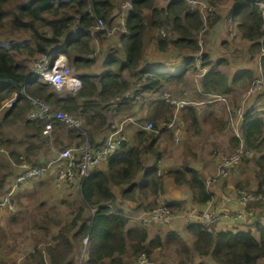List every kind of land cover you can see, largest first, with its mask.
<instances>
[{"label":"trees","instance_id":"obj_1","mask_svg":"<svg viewBox=\"0 0 264 264\" xmlns=\"http://www.w3.org/2000/svg\"><path fill=\"white\" fill-rule=\"evenodd\" d=\"M124 1L126 0H0V105L14 94H21L24 89L32 99L42 100L50 106L79 116L90 124L99 117L106 126L107 113H104L105 119L94 111L97 103L93 98L97 97L101 104L106 105L109 97L131 89L130 82L124 78V74L128 73L130 77L142 82L141 86L133 90L159 96L148 103L145 116L138 121L151 122L156 129L160 122L170 121L173 108L162 99L163 93L169 91L167 88L173 84L179 86L186 84V74L193 72L190 54L199 49L195 34L202 27L198 13L190 11L182 0L173 1L160 9L154 7V0H129L132 9L124 13L127 33L119 34L116 42L109 43H117L123 55H120L119 50L109 48L103 71L96 75L81 73L82 90L74 95L60 97L50 85L42 81L41 77H28V67L17 60L19 56L32 60L49 54L52 50H59L66 55L73 73L77 74L81 69L92 71L97 63L87 58L93 51L91 41L94 37L100 41L104 40V37L98 32L91 31L97 21L112 24L117 20ZM209 1L229 3L230 8L225 16L237 21L236 28L240 38L249 44L246 50H243L245 58L249 62L259 58L260 66L264 68L262 54L264 18L262 12L252 5L253 0ZM222 19L216 17L211 20L214 27L211 45L217 41V36L221 33L222 26L216 22H222ZM74 27L76 32L71 36L70 30ZM147 28L154 31L152 35L156 36L148 43L155 47L160 55L158 61L152 59L144 64L147 53L145 47ZM17 38L20 40H15ZM67 38L69 41H66ZM107 46L102 47L100 52ZM229 47L231 45L227 43L223 50ZM173 51L176 53L172 54ZM205 54L203 65L211 67L213 64L209 55ZM174 59L176 63L171 64ZM219 62H222V65L228 64L224 63V60ZM179 63H183L180 72L167 71V68L174 69ZM251 76L253 78L250 70H242L235 76L234 84L247 89L252 81ZM200 88L201 94L192 92L187 93L186 97L199 102L202 96H208L210 104L205 111L197 107H184L179 111L181 122L187 129H193L195 135L201 126L206 127L209 133L214 135L224 132L226 121L220 113L224 111L226 114L227 107L234 112L232 107L234 103L227 102L226 97L231 92L229 79L217 68H210L201 78ZM220 97L223 100L217 101L216 99ZM38 109L30 99L21 95L11 108L2 109L0 147L15 143L14 140L4 137L3 124L23 119L25 135L18 140L17 144L21 146L11 152V156L16 162L19 156H22L27 163L43 168L50 161L37 164V161L31 162L30 157L47 144L46 138L41 134L45 121L24 119L27 112ZM89 110L92 113L83 116ZM54 126L56 132L63 128L61 123H55ZM104 129L92 127L89 131L90 144H94ZM134 130L132 135L136 145L121 144L106 163L93 168L88 177L79 180L77 192L81 202L80 205L74 204L69 208L71 209L69 221L62 222L57 217L37 209L35 215L38 223L34 224L33 229L41 228L43 233L33 244V248L23 256V264H72L75 246L82 243L84 238H87L88 245L81 264H131L127 256L136 257L143 252L150 256L162 244L172 249L177 264H264V221H255L248 230L212 233L206 232L197 224H190L186 227V231L191 235L189 247L182 237L173 234H166L162 238L148 235L147 230L142 227L127 228L129 219L120 208L115 207V194L112 188L122 189L121 196L124 200L136 203L138 208L147 210L151 207L147 202L152 197L159 196L163 187L162 178L156 175L154 168V163L161 157L156 144L157 137L154 133L142 129ZM238 131L244 150L255 154L249 160L254 165L251 176L255 182L254 187L250 188L252 185L247 184L246 189L264 193V108L259 112L254 109L247 110ZM71 134L72 136H69ZM67 137L76 141V145L83 141L76 130L67 131ZM229 142L232 150L239 144V140L233 134ZM137 145L141 146L143 151L139 150ZM144 160L151 161L152 166L146 167ZM4 161L5 158L1 155V166ZM183 164H185L183 168L170 169L167 177L177 186L187 187L195 204L206 203L211 198V193L206 190L204 180L193 166H189L187 162ZM63 167L64 165L57 164L55 171ZM1 168L3 172L4 167ZM2 172L0 192L5 197L7 194L3 191L7 185L11 188L15 175L7 182L9 175ZM46 175L42 179L46 178ZM29 183L20 185L14 191L21 192L30 185ZM237 187L241 188L240 184ZM167 206L172 212L181 209L174 203ZM194 253L199 258L209 257L211 261L207 263L200 260L194 263ZM0 264L17 263L14 260H0Z\"/></svg>","mask_w":264,"mask_h":264},{"label":"rangeland","instance_id":"obj_2","mask_svg":"<svg viewBox=\"0 0 264 264\" xmlns=\"http://www.w3.org/2000/svg\"><path fill=\"white\" fill-rule=\"evenodd\" d=\"M203 2H207L209 0H201ZM215 4L218 6L213 15L207 16L205 20V24L202 22L201 30L195 34V37L198 41L201 42V50L204 53H207L209 55V58L212 62L211 67H206V70H210L209 68H217L221 73H223L227 79H229V87H230V94H228L227 102L234 103L232 106L234 109L238 108L240 105L241 100L243 99V95L248 89H242L236 84H234L235 76L241 72L242 70H250L253 74L252 82L253 80H258L261 77L264 78V68H261L260 61L254 60L252 62H249L245 58V54L243 50H246V48L249 46V44L242 40L240 38V34L235 28V19L227 18L225 15L227 14L230 6L229 3H218L215 1ZM154 7L156 8H162L164 7V0H154ZM216 17H222V22L218 21L216 24H221L222 30L221 33L217 36V41L212 42V36L214 34V27L211 25V20ZM117 25H119L117 23ZM149 27V26H148ZM155 33L154 31L150 30L149 28L145 31V47H146V55H145V63L148 61L154 59L158 61L159 57V51L155 49V47H152L148 42L150 40L152 41L156 36L152 35ZM165 34L164 32L162 33ZM115 39L114 42H116L117 37L113 38ZM19 41L20 39H15ZM231 45V47L226 48L223 50V48L227 45ZM225 44V45H222ZM109 48H114L119 50L120 55L122 56V52L117 45V43L109 44L105 50H102L101 52H98L99 56L98 59L100 61L98 62L99 69L95 68V73L99 74L103 71L104 62L103 61L106 56L109 53ZM176 53V51H173L172 54ZM17 60L23 64H25L29 72L33 69V62L30 59H27L25 56H19ZM161 60V59H160ZM219 60H224V63H227V65H222V62H219ZM249 62V63H246ZM176 59L172 60L171 64H175ZM183 66V64H181ZM181 70L177 71L176 73L180 72ZM200 72L196 69L193 70V72H188L186 74V84L179 86L176 84H173L172 86L168 87L169 91H166L165 93L169 94L171 98L178 102V97L180 96H187V93L195 92L196 94H201V88H200ZM124 78L130 82V88L131 90L128 91V93L131 94L132 91H134V88H138L141 86L142 82L139 81L136 78H132L129 76L128 73L124 74ZM237 82V81H236ZM239 82V80H238ZM54 91V90H53ZM58 95H65L66 93L61 90L60 92L54 91ZM122 93V92H121ZM118 93L114 96H111L107 99V101L114 99L119 94ZM127 93V94H128ZM163 93V94H165ZM66 96H69L66 94ZM156 98H159L157 94H144L141 97L140 101H136V104H133L131 102L127 103L125 109H122L121 107V113L119 112H110L107 108V103H102L98 100L97 97H94L93 100L97 103L94 111L96 113H99L101 116H104V113H107V119L109 118V124L110 127L105 131V134L108 135L112 127H115L121 123L123 124V133L124 136L127 138L128 143H131L133 145H136L133 141L134 137L132 133L135 131L134 127L132 125H129L128 122H124L128 116L134 115L139 119L143 118L145 116L148 103L152 100H155ZM209 97L208 96H202L201 102L206 101ZM222 99V97H220ZM115 100V99H114ZM120 101L125 102L126 100H122V98L119 99ZM219 100V99H216ZM185 101H190V99H186ZM193 102H198L197 100H194ZM246 107L244 109V112L250 107V108H256L258 110H261L264 108V88L259 90L257 94H255L253 97L251 96L247 102ZM1 106V105H0ZM133 106L136 107V110L133 111ZM221 108V107H220ZM128 109V110H126ZM132 110L129 112V110ZM52 112H57L58 110H54L51 108ZM92 111L89 110L87 113L83 114V116H87L88 114H91ZM222 117H224V120L226 121V124L231 119V116L226 112L222 111L220 113ZM3 116L2 109L0 110V120ZM74 118L81 119L79 116H74ZM26 118V117H25ZM106 119V117L104 116ZM82 120V119H81ZM86 124L88 126V130L90 131L92 127H97L98 129L103 130L104 127L106 129L107 124L105 126V123L102 122L101 118L97 117L95 118L91 124L83 122V124ZM5 124V125H4ZM3 124V133L5 138H9L15 141L11 142V146L7 147H0V150L3 152L0 153V156L2 155L5 158V161L2 162V166L0 164V167H4L3 172L2 168L0 169V173H4L6 175H9V179L13 177L15 174L16 168L12 164L8 162L7 155L9 156L10 152L16 151L17 147H20L21 145L17 144L18 140L22 137H24L25 133L23 131V124L20 120L14 121L11 124ZM62 129L57 131L63 134L65 137L63 139L62 135L60 134V137L58 138L56 133H53V130L50 134V137H48V144L44 147H42L38 152L35 153V155L30 157L31 162L37 161V164L45 163L50 160H52L57 152L59 150H62L64 148H72L76 146V141H73L67 137V131L70 129L67 127H64L62 125ZM239 126H236L234 130L231 129L230 126L226 125V130L222 133L212 135L209 133L208 129L204 126H201L199 129V132L195 135L194 130L187 129L184 125V137H182L180 134L178 135V141H175V137L173 136V141L171 137V132L165 131L161 135L158 141V149L161 153V156L164 159L158 158V164L159 168H163L167 166L169 169L173 168H183L185 164L184 162H187V164L190 166L193 163H203L204 167L202 169L201 175H205V169L207 168V174L213 175L216 172L217 166H218V154L223 156H229L234 153V150L231 149L229 138L231 137V134H237L239 131ZM187 130V131H186ZM73 131V130H72ZM69 136H72L69 135ZM192 154L195 155V158L192 159ZM185 155L188 157H185ZM196 155L202 156L197 158ZM254 153L248 154L244 156L237 168L231 172L230 176L227 179L224 180H218L209 187H207V190L212 192L213 198L212 202H221L224 199L230 197L232 195L235 199L238 198V193L236 191V188L238 184H240L242 192L246 194H253L249 189H246L247 184L253 185L255 182L252 179V173L254 169V165L252 161H249L254 157ZM36 156V157H35ZM185 157V158H184ZM244 160H248L247 162ZM144 163L147 164L148 162L144 160ZM58 163H53L51 165V169L48 173V176L41 180H35L30 182L21 192L13 191L10 194V201L15 204L16 207V213L13 216H8L6 214H0L2 216L0 218V260L2 261H10L14 260L17 264H23V256L30 251L33 248V244L36 243L43 233V230L40 228L38 230H34V224L38 223V218L36 217V213L38 210L40 212H45L46 214L50 216H55L62 222H67L71 219L69 217L71 209V205H80L81 198L78 192L75 189L62 186L60 188L55 186L54 182V173H55V166ZM163 171V170H162ZM163 173V172H161ZM241 174V175H240ZM163 183V180H162ZM7 184V183H6ZM5 184V185H6ZM172 188H175L174 186H171ZM186 188V187H182ZM180 189V188H179ZM115 194V201L114 205L118 208L125 209V204L127 202H122V196L121 191L122 189L119 188H112ZM187 190V189H185ZM188 191V190H187ZM4 193L9 194L10 188L8 185L5 187ZM218 192L220 193V196H218ZM189 195L191 196V191L189 192ZM2 193L0 192V199H3ZM6 196V195H4ZM190 198V197H189ZM184 199V198H183ZM126 201V200H125ZM170 200L167 202V204L173 203ZM185 201V199H184ZM190 202V201H189ZM193 202V201H192ZM163 202H159L156 204L159 205ZM262 203L264 204V198L262 199H254L247 202V205L249 207L253 206L254 204ZM136 203H132L131 210L132 212L136 211L138 207H135ZM175 204V203H174ZM223 204V202H222ZM124 206V207H123ZM189 207H192L191 205H188ZM186 208V207H185ZM178 209L177 211L173 210L172 214L173 216L179 215V219L183 222L180 223L178 226L174 227V230H168V232L171 233H179V230L182 231V238L187 242L188 247L191 244V235L188 232H185V222L180 218L182 213L187 212V209ZM213 209H215V205L213 204ZM241 209V206L238 207L237 211ZM238 215V214H237ZM236 215V218H237ZM230 217V215H229ZM245 219V218H243ZM187 225V224H186ZM231 224L232 227L225 226V229L228 231H234L238 229V227L242 226L244 230L251 229V222H248L244 220L239 226ZM236 228V229H235ZM155 229L157 230L158 236L164 237L163 234L159 231L158 226H155ZM220 229H222V226H220ZM154 236V235H150ZM86 248L87 245H84L83 243H80L75 246V251L72 255V264H81V260L86 255ZM195 254V253H194ZM128 259L131 260V264H134L136 258L132 256H127ZM150 258L154 262H166L168 264H177V258L175 256V253L172 251V249L168 246L166 247L164 244L160 248H158L156 251H153L150 255ZM200 260H203L205 262L211 261L209 257H203L199 258L196 254L194 255V263L198 262ZM211 263V262H210ZM213 263V262H212ZM214 264V263H213Z\"/></svg>","mask_w":264,"mask_h":264},{"label":"built area","instance_id":"obj_3","mask_svg":"<svg viewBox=\"0 0 264 264\" xmlns=\"http://www.w3.org/2000/svg\"><path fill=\"white\" fill-rule=\"evenodd\" d=\"M174 0H166V2H171ZM188 8L190 11L197 12L199 14L200 19L205 24V20L207 16L213 15L215 10L217 9V5L215 3L203 2L201 0H186ZM253 5L256 6L261 12L264 18V0H255ZM132 8V4L130 2H125L121 6L120 20L121 24H124L126 11H129ZM98 29L105 32L106 36H111L113 31L108 27L104 26L101 22H99ZM263 36L262 40H264V21L262 24ZM198 45L201 47V42L198 41ZM33 69L30 72V76H39L43 80V82L54 87L56 91L61 89H67L69 93H76L82 88L81 80L77 77H74L71 73V69L68 66V63L63 55H59L58 57H54L52 55H41L38 58L32 59ZM193 64L195 69H197L201 74L200 78L206 73V68L203 66V51L200 49L193 54ZM264 88V78L261 77L258 80H255L251 86L246 90L243 95V99L240 102L238 108L234 109V112L227 107V112L231 116L230 121L227 126H230L232 130L239 126L244 114L245 103L248 98L252 95L257 94L259 90ZM128 91L124 92L122 95L115 97V100L111 101V107L113 109H117L123 103H136V101L140 100V93L138 91H132L131 94ZM22 96L30 99L32 104L37 105L39 107L38 110H33L27 114V119L29 120H50L53 117L56 119L64 121L69 126L78 127V121L74 120L72 117L62 113L61 111L51 113V108L47 106L46 103L38 100H33L26 93H22ZM166 101L176 107H181L184 103H175L169 97V95H164ZM126 100L125 102L120 101L119 99ZM223 99L217 100L220 101ZM15 97L10 100L4 102L0 110L3 108H9L14 103ZM202 108H205V103H199ZM185 105L196 106L197 103L193 101L186 102ZM129 121L134 123L131 118L126 119L124 122ZM135 124V123H134ZM165 126V124H163ZM166 127L168 129H174V137L175 141H178V135L180 131L175 127V119H172ZM51 129V124L46 125L45 132L49 133ZM142 129L146 131H154L152 124H147L142 127ZM157 132V131H155ZM238 136V135H237ZM127 142L126 137L123 133V123L112 127L111 132L107 135L106 141L103 145L96 149H91L88 143H85L78 149L74 148H66L62 152H57V156L55 161H59L64 163V167L61 168L55 177V183L57 186L63 184H67L68 186L78 188V183L80 179H84L89 176L91 170L100 164L106 163L110 156L115 154L121 143ZM3 151L0 150V153ZM252 154L250 151H245L241 146L231 155L223 156L218 154V166L216 172L206 180V187H209L213 183L218 180L227 179L231 172L234 171L240 163L242 157ZM20 168L23 171V174L17 179V182L24 181L34 175L42 174L44 172L41 168H28L27 165L21 164ZM160 174V171L157 172ZM238 193L239 201L243 207L238 212V218H245V203L248 201L257 199L253 194H246L241 190L236 189ZM258 198H261L258 196ZM161 202L159 199L156 200V204ZM6 206L9 212L14 213V209L12 205L4 201L0 203V208ZM222 211V213L220 212ZM229 217V214L226 210L221 207H215L213 209L212 201L206 203L205 207L201 211H197L195 209L189 210L186 214L183 215L182 220L186 223L196 222L200 224L202 229L206 232H216L218 230V226L220 222ZM139 223L143 226H167L171 228L173 225V216L165 206V204L161 203L157 205L155 208L149 210L146 213L139 214ZM185 224V225H186ZM134 264H168V263H160L153 262L145 253H140L137 255Z\"/></svg>","mask_w":264,"mask_h":264},{"label":"clouds","instance_id":"obj_4","mask_svg":"<svg viewBox=\"0 0 264 264\" xmlns=\"http://www.w3.org/2000/svg\"><path fill=\"white\" fill-rule=\"evenodd\" d=\"M174 1H180V0H174ZM182 1H184L185 3H186V6H187V8H188V5H187V2H186V0H182ZM255 0H253L251 3H252V5H253V2H254ZM125 2H130L129 0H126V1H124V2H122V3H125ZM171 2H173V1H171ZM171 2H166V0H164V7H165V5H167V4H169V3H171ZM209 3H215V2H210V1H208ZM131 3V2H130ZM132 9V8H131ZM130 9V10H131ZM189 9V8H188ZM198 16H199V14H198ZM117 20H115V21H113L112 22V24H106V23H103L102 21H97V23L95 24V27L92 29V33L93 32H98V33H100V34H102L103 35V37H104V40H99L97 37H94L93 39H92V41H91V47H92V52L90 53V54H88L87 55V58L88 59H90V60H94V61H96V63H97V61L99 62L100 61V59H98V56H99V54H98V52H100V50H101V48L102 47H105V46H107L110 42H113V41H115V39H113V38H115V37H118V35L119 34H121V33H127V31L125 30V24H126V20H124V24L122 25L121 24V20H120V13H119V15L117 16ZM126 18V17H125ZM202 21V20H201ZM99 22H101L104 26H106V27H108L109 29H111L112 31H113V34L111 35V36H106V34H105V32L104 31H102V30H100V29H98V27H99ZM117 23L119 24V25H117ZM236 25H237V21L235 22V28H236ZM237 29V28H236ZM76 32V28L74 27V28H72L71 30H70V33H71V36L74 34ZM242 39V38H241ZM243 40V39H242ZM66 41H69V38H67V40ZM244 41H246V40H244ZM264 41V40H263ZM197 45H198V40H197ZM6 46H8V44L6 43ZM198 47H199V49L198 50H200L201 48H200V46L198 45ZM195 53V52H194ZM194 53H191L190 55H191V57H192V63H193V54ZM262 54H264V51H263V53ZM44 55H52V56H54V57H58L59 55H63L64 57H65V59H66V61H67V63H68V66L70 67V69H71V73H72V75L74 76V77H77V78H79L80 80H81V84H82V86H83V81H82V78L80 77V75H77V74H75V73H73V70H72V67H71V65L69 64V62H68V59H67V57H66V55L63 53V52H61V51H59V50H57V51H55V50H52L49 54H44ZM205 53L203 52V64L205 63ZM105 60V59H104ZM103 60V61H104ZM258 60H259V58H258ZM98 64V63H97ZM181 64H183V63H179V65H177L174 69H168L167 68V71L168 72H171V73H176L177 71H179V70H182L183 69V66H181ZM205 68L207 67V66H205V65H203ZM210 69V68H209ZM159 70H161V69H159ZM193 70H196L195 69V67H194V64H193ZM207 71H208V69H207ZM207 71H206V73H207ZM205 73V74H206ZM204 74V75H205ZM204 75H203V77H204ZM28 77H30V78H33V77H31L30 76V72H29V75H28ZM203 77H201V78H203ZM200 78V79H201ZM43 81V80H42ZM255 80H253V82H254ZM252 81H251V83H250V85H249V87L251 86V84L253 83ZM45 83V82H44ZM47 84V83H46ZM49 85V84H48ZM24 86H25V84L23 85V88H24ZM51 86V85H50ZM52 88H53V90L54 91H56L55 89H54V87L53 86H51ZM248 87V88H249ZM61 90H63L66 94H72V95H74V94H76V93H69L68 91H67V89H61ZM61 90H58L57 92H60ZM80 90H82V88L80 89ZM79 90V91H80ZM131 89H129V90H126V91H130ZM126 91H123L121 94H119V95H122L124 92H126ZM139 93H140V100H141V97H142V92L139 90L138 91ZM22 93H25L24 92V89H22V92H21V94ZM21 94H14L11 98H13V97H15V101H16V99H17V97L19 96V95H21ZM66 94L65 95H59L60 97H64V96H66ZM165 94H167V93H165ZM165 94H163V96H162V99L169 105V106H171L172 108H173V116H172V119H175V127L176 128H178L179 129V131H180V135L182 136V137H184V133H183V130H184V124L181 122V120H180V118H179V111L181 110V109H183L184 107H186V106H190V105H185V103L186 102H189V101H185L186 99H190V101H194L195 99H193V98H190V97H184V98H178L179 99V101L178 102H176V101H174L172 98H171V96L169 95V94H167V95H169V97H170V99L172 100V101H174L175 103H184L181 107H176V105L175 104H173V105H171V104H169L167 101H166V99H165V97H164V95ZM118 95V96H119ZM255 95V94H254ZM254 95H252V97L254 96ZM22 96V95H21ZM23 97H25V96H23ZM11 98H9V99H6V100H4V101H2V104L4 103V102H6V101H8V100H10ZM115 99V98H114ZM114 99H112V100H114ZM249 99V98H248ZM247 99V100H248ZM33 100H38V101H42V100H39V99H33ZM112 100H109V101H107V108H108V110L110 111V112H119L120 111V109H121V107L123 106V105H127V103H123V104H121L117 109H113L112 107H111V101ZM140 100H138V101H140ZM15 101H14V103H15ZM42 102H44V101H42ZM247 102V101H246ZM14 103L11 105V107L14 105ZM32 103V102H31ZM44 103H46V102H44ZM195 103H197V105L196 106H190V107H197V108H199L201 111H205L206 109H207V106H208V104H210V101L207 99L206 101H199V102H195ZM199 103H205V108H202V106L199 104ZM1 104V105H2ZM47 104V103H46ZM133 104H136V103H133ZM34 105V104H33ZM47 106H49L50 108H53L54 110H58V111H61L62 113H64V114H66V115H68V116H70V117H72L74 120H76V121H78V123H79V126L78 127H75V126H69L68 124H66L64 121H61V120H58V119H56V117H53L52 119H50V120H46V119H44V120H42V121H45V125H44V127H43V130H42V132H41V134H42V136L43 137H45L46 138V140H47V144H48V137H50V134H51V132H52V130H53V133H57L56 132V130H55V126H54V124L55 123H61L64 127H67V128H69L70 130H76L79 134H80V136H81V138H82V143L80 144V145H76L75 147H72V148H74V149H78V148H80L81 146H83L85 143H88V145H89V147L91 148V149H96V148H99V147H101L102 145H103V143L106 141V138H107V135H105V137H104V140L101 142V143H98V144H90V140H89V130H88V127L85 125V123L83 124V122H84V120L82 119H78V118H74L73 116H72V114H69V113H67V112H65V111H63L62 109H60V108H58V107H54V106H50L49 104H47ZM247 105H246V103H245V107H246ZM1 107V106H0ZM11 107H9V108H11ZM135 107V106H134ZM8 108V109H9ZM39 108V107H38ZM4 109V108H3ZM252 109H254L256 112H259V111H261V110H258V109H256V108H248L247 110H252ZM258 110V111H257ZM132 110L130 109L129 110V112H131ZM29 112H31V111H29ZM29 112H27L26 113V115H25V117H24V119H27V114L29 113ZM51 113H53L52 111H51ZM75 116V115H74ZM128 118H131L132 120H133V122L135 123H131V122H129V121H126V122H128L129 123V125H132L133 127H134V129H142V127L143 126H145V125H147V124H152V126H153V128H154V131H146V132H151V133H154L155 134V136L157 137V141H156V144L158 145V141H159V138L161 137V135L163 134V132H165L166 130L167 131H169V132H171V137H172V141H173V136H174V129H168L167 127H166V125L169 123V122H171L172 121V119L170 120V121H168V122H160L159 124H158V129H156L155 127H154V125H153V123H151V122H148V123H140L139 121H138V118L136 119V118H134L133 116H128ZM127 118V119H128ZM27 120H29V119H27ZM30 121H35V120H30ZM21 122L23 123L24 122V120L22 119L21 120ZM48 124H51V129L49 130V133H44L46 130H45V127H46V125H48ZM107 127H106V129H104V133H105V131L110 127V124H109V118L107 119ZM124 124V123H123ZM163 124H165V126L163 125ZM227 125V124H226ZM240 125V124H239ZM226 127V126H225ZM124 128V127H123ZM142 130H144V129H142ZM155 131H157V132H155ZM238 135V136H237ZM233 136H235L238 140H239V144H238V146L235 148V149H233L234 150V152L241 146L243 149H244V147H243V144H242V142H241V137L239 136V133H237V134H233ZM127 139V138H126ZM125 144H126V146H131V145H133V144H131V143H128V141L127 142H124ZM46 144V145H47ZM76 144V143H75ZM121 144H123V143H121ZM120 144V145H121ZM120 145H119V147H120ZM1 147H7V146H1ZM119 147H118V149H119ZM137 147H138V149L139 150H142L143 151V148L141 147V146H138L137 145ZM7 148H10V147H7ZM66 148H64V149H62V150H59V152H62L63 150H65ZM118 149L116 150V152L118 151ZM246 151V150H245ZM115 152V153H116ZM114 155V154H113ZM112 155V156H113ZM56 156H57V154L55 155V157L52 159V160H50V163L46 166V167H43V168H41V167H37V166H34V165H31V164H29V163H27L25 160H24V157H22V156H19V158H18V162H16L14 159H13V157L11 156V152H10V154H9V156L7 155V159H8V162L10 163V164H12L13 166H15V168H16V171H15V178L13 179V181H12V185H11V188H10V192H9V194H7L3 199H0V203H2V202H4V201H7V202H9L11 205H12V207H13V209H14V213H11V212H9V210H8V208L6 207V206H4V207H1L0 208V214H6V215H8V216H13V215H15V213H16V207H15V204L13 203V202H11L10 201V194L15 190V189H17L20 185H22V184H25V183H27V182H32V181H35V180H41L43 177H44V175L45 174H47L46 175V177L48 176V173H49V171H50V169H51V165L53 164V163H58V164H61V165H64V163H61V162H59V161H55V158H56ZM161 159H164L162 156L160 157ZM243 158V157H242ZM241 158V159H242ZM158 161L159 160H156V162L154 163V168H155V172H156V175L158 176V177H160V178H162V180H163V177H167V173H168V171L170 170L167 166H165V167H163V168H159V164H158ZM241 161V160H240ZM21 164H25V165H27L28 166V168H41V169H43L44 170V172L42 173V174H38V175H34V176H32V177H30V178H28V179H26V180H24V181H20V182H17V179L23 174V171H22V169L20 168V165ZM144 164V163H143ZM146 166V165H145ZM146 167H148V166H146ZM61 169V168H60ZM59 169V170H60ZM59 170H57V171H55V173L53 174L54 175V177H53V179H54V182H55V177H56V174H57V172L59 171ZM163 170V171H162ZM158 171H160V174L158 175L157 174V172ZM161 172H163V173H161ZM209 177V175L208 176H206L205 178H204V184H205V188H206V190H207V187H206V180H207V178ZM55 186L56 187H58V188H60V187H62V186H65V187H69V188H72V189H75L76 191H77V189L78 188H74V187H71V186H68L67 184H61V185H59V186H57L56 185V183H55ZM236 189H238V190H241L242 191V189L240 188V187H237ZM208 191V190H207ZM208 192H210V191H208ZM252 193H253V195L254 196H256V198L257 199H262V198H264V193H256L255 191H251ZM211 193V198L207 201V202H209V201H212V198H213V194H212V192H210ZM160 196V195H159ZM159 196H156V197H152L150 200H149V202H147V203H149V205L151 206L150 207V209H147V210H142L141 208H137V210L136 211H134V212H132V210L131 209H129V210H123L122 208H120L123 212H124V214H126L127 215V217H128V219H129V222H128V225H127V228L129 229V228H134V227H142V228H145L146 230H147V232H148V235L150 234V235H154V236H158V233H157V230L155 229V226H143L142 224H140L139 223V219H138V217H139V214H141V213H146V212H148L149 210H151V209H153V208H155L156 207V200L157 199H159ZM258 196H260L261 198H258ZM234 200H236L235 198H233ZM160 200V199H159ZM162 202V201H161ZM206 202V203H207ZM206 203H204V204H201L200 206H201V209H198V208H195V207H187L186 209H187V212L189 211V210H193V209H195V210H197V211H201L204 207H205V205H206ZM213 203V202H212ZM127 204H130V205H132V203H130V202H127ZM163 204H165V206L168 208V210L170 211V213L172 214V211L170 210V208L167 206V202H163ZM116 207V206H115ZM135 207H138L137 206V204H135ZM215 207H221L222 209H224L223 208V204H216L215 205ZM118 208V207H117ZM187 212H185V213H182V215L180 216V218L182 219V217H183V215L184 214H186ZM172 216H173V214H172ZM2 216H0V218H1ZM173 225H172V227L171 228H168L167 226H158V229H159V231L163 234V236H165L166 234H173V235H175V236H179V237H182L181 236V234H182V231L181 230H179V232H180V234L179 233H171V232H168V230H174V227H176V226H178L180 223H183L180 219H179V215H175V216H173ZM190 224H197V225H199L200 226V224H198V223H196V222H192V223H189V224H187V225H185V229H186V227L188 226V225H190ZM251 226V225H250ZM219 227L220 226H218V230L217 231H219L220 229H219ZM252 227V226H251ZM168 229V230H167ZM185 232H187L186 230H185ZM165 233V234H164ZM163 238V237H162ZM82 243L84 244V245H88V240H87V238H84L83 240H82ZM156 251V250H155ZM144 253V252H143ZM140 254V253H139ZM138 254V255H139ZM146 254V253H145ZM149 258H150V256L148 255V254H146ZM137 257V256H136ZM136 257H134V258H136ZM150 260H152L151 258H150ZM153 261V260H152ZM81 262V261H80ZM154 262V261H153ZM160 263H165V262H160Z\"/></svg>","mask_w":264,"mask_h":264},{"label":"crops","instance_id":"obj_5","mask_svg":"<svg viewBox=\"0 0 264 264\" xmlns=\"http://www.w3.org/2000/svg\"><path fill=\"white\" fill-rule=\"evenodd\" d=\"M97 63H98V61H97ZM96 68L99 69L98 64H97ZM81 73L90 74V75H96L95 69H93L92 71H91V69L90 70L81 69V70H79L77 75H80ZM125 107L126 106H123L122 109H125ZM126 110H128V109H126ZM135 110H136V107L133 106V111H135ZM119 113H121V110L119 111ZM131 116H133L134 118L137 119V117L134 115V113ZM91 130H92V128H91ZM56 134H57L58 138L60 137V134L62 135L63 139L65 138L63 136V134L60 133V132H57ZM105 135L106 134L103 131L102 135H98V138H97V140H95L94 144L101 143L104 140ZM212 135H214V134H212ZM194 157H192V159H194ZM196 157L197 158H199V157L202 158V156H199V155H196ZM146 166H148V167L152 166V162L148 161ZM191 166H193V168L196 169L199 172V174H200V176H201V178L203 180H204V178L206 176L209 175V174H207V172H208L207 168L204 171L205 175L204 176L201 175L202 169L204 167L203 163H198V164L197 163H193V164H191ZM171 186H174L175 188H172ZM182 187H185V186H177L176 184L173 183L172 179H170L169 177H163V187H162V190H161V193H160V196H159L160 201L169 202L170 200H172L171 202L175 203L176 206H180L181 209H183L185 207L186 208L189 207L188 205H191V206H193L195 208L201 209L200 205H197L194 202H192L191 196L189 195L190 190L187 187L186 188H182ZM253 187H254V184L250 188H253ZM185 189H187L188 191L185 190ZM217 195L220 196V193L218 192ZM183 198L185 199V201H184ZM233 198L234 197L232 195H230V197L224 199L221 202H213L214 205L220 204V203L222 204V202H223L224 210H226L227 213L230 215V217L224 218L220 222L219 226H222V229H220V227H219V229H220L219 231H228V229L227 230L225 229V226L232 227L231 224H234L233 226H235V225L239 226L244 220H246L248 222H251V226H253V224L257 220H260L262 222L264 221V204H262V203L254 204L251 207H249L247 205V203H245V212H246L245 219L238 218V217L236 218V215L242 209L243 205L239 201L234 200ZM122 202H129V201H125L124 199H122ZM124 206H125V209L122 208L123 210L127 211V210L131 209V205L130 204H125ZM240 206H241V209L239 211H237L238 207H240ZM220 212L222 213V211H220ZM238 229L244 230L242 228V226L241 227L239 226Z\"/></svg>","mask_w":264,"mask_h":264},{"label":"bare ground","instance_id":"obj_6","mask_svg":"<svg viewBox=\"0 0 264 264\" xmlns=\"http://www.w3.org/2000/svg\"><path fill=\"white\" fill-rule=\"evenodd\" d=\"M255 116V115H254Z\"/></svg>","mask_w":264,"mask_h":264}]
</instances>
